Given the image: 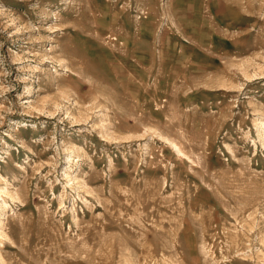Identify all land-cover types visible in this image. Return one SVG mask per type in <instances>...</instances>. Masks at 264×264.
<instances>
[{
    "label": "rangeland",
    "instance_id": "rangeland-1",
    "mask_svg": "<svg viewBox=\"0 0 264 264\" xmlns=\"http://www.w3.org/2000/svg\"><path fill=\"white\" fill-rule=\"evenodd\" d=\"M0 264H264V0H0Z\"/></svg>",
    "mask_w": 264,
    "mask_h": 264
}]
</instances>
